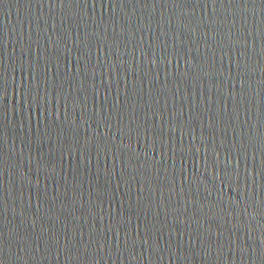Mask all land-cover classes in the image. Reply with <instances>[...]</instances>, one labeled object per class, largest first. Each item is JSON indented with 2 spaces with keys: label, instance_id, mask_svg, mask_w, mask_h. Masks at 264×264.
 I'll use <instances>...</instances> for the list:
<instances>
[{
  "label": "water",
  "instance_id": "1",
  "mask_svg": "<svg viewBox=\"0 0 264 264\" xmlns=\"http://www.w3.org/2000/svg\"><path fill=\"white\" fill-rule=\"evenodd\" d=\"M0 264H264V0H0Z\"/></svg>",
  "mask_w": 264,
  "mask_h": 264
}]
</instances>
